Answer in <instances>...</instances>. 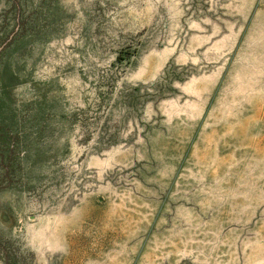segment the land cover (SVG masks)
<instances>
[{"label":"rangeland","instance_id":"obj_1","mask_svg":"<svg viewBox=\"0 0 264 264\" xmlns=\"http://www.w3.org/2000/svg\"><path fill=\"white\" fill-rule=\"evenodd\" d=\"M0 264H264V0H0Z\"/></svg>","mask_w":264,"mask_h":264}]
</instances>
